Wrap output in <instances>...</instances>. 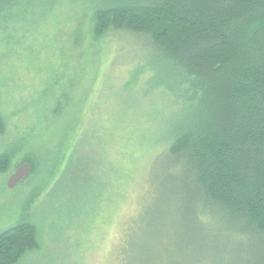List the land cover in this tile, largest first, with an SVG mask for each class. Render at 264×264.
<instances>
[{"label": "rangeland", "instance_id": "rangeland-1", "mask_svg": "<svg viewBox=\"0 0 264 264\" xmlns=\"http://www.w3.org/2000/svg\"><path fill=\"white\" fill-rule=\"evenodd\" d=\"M91 12L89 0L52 9L23 34L9 27L14 39L0 46V152L15 150L14 167L0 174V230L31 213L41 243L20 264H155L156 254L165 258L161 264H236L241 255L257 264L253 240L226 242L231 236L215 219L200 235L204 249L178 231H169L158 250L143 240L134 244L136 232L124 244L129 219L143 200V209L156 205L171 172L151 142L166 139L168 111L148 83H135L132 70L146 65L137 40L110 33L93 42ZM27 158L35 172L9 190L7 178Z\"/></svg>", "mask_w": 264, "mask_h": 264}, {"label": "trees", "instance_id": "trees-1", "mask_svg": "<svg viewBox=\"0 0 264 264\" xmlns=\"http://www.w3.org/2000/svg\"><path fill=\"white\" fill-rule=\"evenodd\" d=\"M76 2L0 0V46L14 39L9 27L23 34L24 28L44 22L52 9L72 8ZM89 4L92 41L110 33L137 40L146 65L132 70L135 83H148V92L168 111L163 121L166 139L151 142L159 147L155 158H162L171 172L156 205L143 209V200L129 219L124 244H130L136 232L134 244L143 240L158 250L169 231H178L181 238L189 232L192 245L204 249L208 244L200 235L207 234L208 219H215L231 236L226 242L233 237L253 240L259 249L256 263L264 264V0ZM74 43L78 45V36ZM4 132L0 115V136ZM82 140L83 134L75 137L76 150ZM14 154V149L0 152V174L12 170ZM64 160L69 163L67 157ZM22 164L31 167L30 175L35 172L34 160L22 159L16 168ZM30 215L0 230V264H20L27 254L41 249ZM83 215V223H89V213ZM231 256L226 253L223 259L232 262ZM242 256H236V264L248 263ZM164 261L156 254L155 264Z\"/></svg>", "mask_w": 264, "mask_h": 264}, {"label": "water", "instance_id": "water-1", "mask_svg": "<svg viewBox=\"0 0 264 264\" xmlns=\"http://www.w3.org/2000/svg\"><path fill=\"white\" fill-rule=\"evenodd\" d=\"M31 172V167L28 164H22L14 169L6 181V186L9 190L17 187L25 182Z\"/></svg>", "mask_w": 264, "mask_h": 264}]
</instances>
